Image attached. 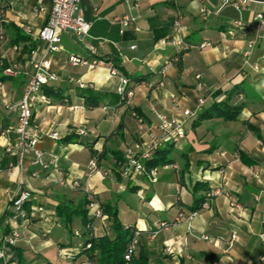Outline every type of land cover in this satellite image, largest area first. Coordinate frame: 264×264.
<instances>
[{"label": "crops", "instance_id": "crops-1", "mask_svg": "<svg viewBox=\"0 0 264 264\" xmlns=\"http://www.w3.org/2000/svg\"><path fill=\"white\" fill-rule=\"evenodd\" d=\"M233 1L80 0L96 55L89 58L77 37L63 32L61 52L49 57L58 80L37 95L31 124L38 148L57 156L59 168L40 171L29 158L16 167L5 147L15 138L17 105L31 74L23 48L33 44L44 52L37 34L51 0H0L4 8L0 60L19 71L0 82V241L7 235L3 220L11 213V199L21 180L33 193L27 207L43 208L33 217L11 221L19 232L15 246L22 251L24 264H94L89 251L76 248L80 239L73 233L83 229L80 219L73 218L69 230L56 212L59 205H80L85 191L115 207L123 227L139 230L134 256L143 252L147 264H264V30L254 22L261 0L239 2L238 12L229 5ZM41 8L43 12H34ZM125 18L132 19L128 28L121 26ZM237 20L243 26H235ZM176 21L191 44L182 55L180 72L177 66L165 65L172 53L165 39L173 36ZM22 36L26 40L13 43ZM202 43L208 46L200 49ZM71 55L85 59L87 65H69ZM94 59L112 64L131 81L134 96L129 105L117 98L118 79L109 76L107 65H92ZM69 78L87 87L78 89ZM196 83L218 91L215 100L240 105L238 118L200 123L189 118L183 139L166 146L169 167H154L153 180L148 175L122 178L125 150L142 152L152 137L160 136L157 113L196 111ZM88 90L98 96L97 108L85 105L83 91ZM212 102L208 98L202 110ZM133 111L142 118L140 125L132 118ZM49 133H56L58 140L49 139ZM93 158L95 170L88 169ZM33 170L36 178L30 176ZM74 180L80 189L70 187ZM213 190L222 193L209 201L208 209L192 212L204 201L205 192ZM234 203L239 210L231 208ZM91 224L97 237H113L105 216ZM70 237L75 238L72 245ZM60 251L73 257H63Z\"/></svg>", "mask_w": 264, "mask_h": 264}, {"label": "built area", "instance_id": "built-area-1", "mask_svg": "<svg viewBox=\"0 0 264 264\" xmlns=\"http://www.w3.org/2000/svg\"><path fill=\"white\" fill-rule=\"evenodd\" d=\"M174 1V0H160ZM245 0H234L229 5L235 11H239V2ZM80 0H51L50 8L47 12V17L44 26L38 31L37 40L42 42L45 46L44 52H40L37 49L30 51L26 59V66L31 69V74H29V80L23 88L20 101L17 105V121L13 129L14 140L7 144L5 147V153L14 157L16 159V167H21L24 161L29 158L30 165L40 171L57 170L59 168L57 156L53 153H48L40 150L38 148L39 138L32 130V108L34 103L37 101V95L40 93L41 89L48 86L50 83L58 80L57 74L51 71V61L50 55L57 54L61 52L62 47L60 45V35L63 32H70L77 37L79 43H81L89 58H93L96 55V48L88 40V31L90 30L91 24L87 22L81 13L79 8ZM227 4V2H225ZM261 11L254 17V22L259 30H264V0L260 1ZM44 9H34V12H43ZM0 18V39L3 37V28L1 25ZM132 24V19L125 18L121 22L122 28H128ZM235 26H243L240 21L234 22ZM174 34L166 40L168 45L172 49V53L168 55L165 65L175 66L179 61H181L182 55L191 49V44L186 41L183 28L180 26L179 22L173 23ZM231 34V32H229ZM208 46L207 43H202L199 48L202 49ZM253 44L249 43L248 47L252 48ZM133 49V47H131ZM17 51V48L14 47ZM68 64L74 67L85 66L87 61L75 55L69 56ZM0 61V66H2ZM92 65L103 66L107 65V70L111 78H117L118 84L116 86L115 92L120 99V102L129 105L130 100L134 96V88L131 81L125 76L121 75L119 71L109 63H105L101 60H93ZM19 74L18 68L15 65H9L3 69V75L8 77H16ZM199 79V76L196 77ZM68 82L75 85L78 89H85L87 86L79 80H74L72 78L68 79ZM195 91L198 94L197 99V109L196 111H183L180 115L167 116L164 114L157 113L158 119V131L159 137H152V139L144 145L142 152H138L136 148H127L124 154V160L121 164V177L125 180H130L133 178L141 177L143 174L148 175L152 180L155 179L156 171L154 168L144 171L142 167V162L144 160L150 159L152 153L157 149L162 148L176 143L183 139L185 136V124L189 118H195L198 111L206 105L209 95L212 91H208L204 88L202 83H196ZM6 107L8 105L6 104ZM77 109V108H75ZM132 118L137 122V124L142 123V118L133 111L131 113ZM82 134V131L78 132ZM47 137L56 142L58 140V135L56 133H49ZM169 167V166H167ZM95 170L96 159L93 158L89 161V168ZM107 173H103L102 176L106 177ZM32 178L38 176V172L33 170L30 174ZM20 190L11 199V212L16 213L15 216L7 218L5 225L9 227V234L5 235L0 242V261L7 263L9 259V248L14 246L19 238V232L16 227L11 225V221L17 220V214L21 218H24L25 213L23 210V205L30 203L33 200V193L23 188V181L20 182ZM61 186L65 184L64 181L59 183ZM71 188L80 189V184L78 181L74 180L70 183ZM220 190L207 191L204 194V201L202 202L201 210L208 209L209 201L216 195L221 194ZM89 204L87 210H89L90 222L86 223V231L90 233L93 237H97L96 228L91 224L94 220H102L104 216L102 214L101 203L95 197V194L89 191H85ZM231 208L239 210L240 207L237 204H231ZM30 212L42 213V207L29 206ZM161 224V227H164ZM133 231V238L127 245L126 252L124 254V260L130 262L134 256L139 239V230L132 226H126ZM77 235V232L74 233ZM203 240H208V237H203ZM234 240V236L229 240V245H231ZM87 248L89 245L86 246ZM167 253H171V249L166 248ZM63 257H70V254L65 251H60L59 253ZM264 261V258H262Z\"/></svg>", "mask_w": 264, "mask_h": 264}, {"label": "trees", "instance_id": "trees-1", "mask_svg": "<svg viewBox=\"0 0 264 264\" xmlns=\"http://www.w3.org/2000/svg\"><path fill=\"white\" fill-rule=\"evenodd\" d=\"M3 6L0 2V18L2 20V15H3ZM2 25V21H1ZM21 35V34H19ZM159 37H155V40H158ZM26 40V37L22 36V38L15 40L13 43H19L21 41ZM34 49L33 44L29 45L28 47L23 48V52L29 55L30 51ZM27 55V56H28ZM2 66H0V82L6 80L8 76L3 75V69L7 67L8 65L3 61ZM180 63L179 61L175 66H177L176 69L180 72ZM84 94V102L87 107L90 108H97L99 103H98V96L95 94L91 93L90 90L88 91H83ZM220 94L218 91L212 92L211 95H209V98L213 99L212 104L210 107H208L205 110H202L203 107L198 111L196 114L194 121L197 123H200L202 121H206L209 119H216V118H221L223 120L227 121H233L236 120L240 114L241 111V106L236 105L232 106L228 103L227 100L224 101H217L215 100ZM118 100L120 101L119 97L117 96ZM123 104V103H122ZM169 150L166 149L165 147L157 149L154 153H152L150 159L144 160L142 162V167H144V171H148L154 167L157 166H168L171 164V160L169 159ZM93 155H95V152H92ZM96 157V156H94ZM121 164L123 163V160ZM121 174V171H120ZM146 174H143L144 176ZM121 176V175H120ZM199 186L198 184L195 185V188ZM83 201L80 205L77 207H71L69 205H59L56 209V212L59 214V217L63 220V225L65 227L69 228L71 226V221L73 218H79L83 229L80 231H75L77 232V235L74 236L79 238L80 241L78 245L76 246L77 249L83 250V251H89V260L90 262L94 264H147V256L143 253L140 252L137 257L133 256L130 262H126L124 260V254L126 252L127 245L130 243V241L133 238V231L129 228L123 227L118 219V211L115 209V207H111L109 205L104 204L101 202L97 196V200L100 201L101 203V209H102V214L107 218V221L110 222L112 232H113V237H106V236H101V237H93L88 233L85 229L86 223L90 222V215H89V210H87V206L89 204V201L87 199V195L84 193L83 196ZM31 203V201H30ZM30 203L24 204L23 205V210L25 213L24 218H21L17 214V219L22 220V219H27L30 217H33L35 214L39 213H33L30 212L29 207H27ZM201 205V204H200ZM195 206L191 208L192 212H197L201 209V206ZM7 214V213H6ZM5 214V218H10L16 215V213H8L7 215ZM3 220V228L6 231V234H9L10 229L7 228V226L4 224ZM1 242V241H0ZM16 245V244H15ZM10 246L8 254L11 255L9 257L7 263L10 262H15L16 264H24V259H23V254L22 251L16 246ZM89 245L87 248L86 246ZM135 255V254H134ZM70 257H73V254H70ZM1 263V261H0Z\"/></svg>", "mask_w": 264, "mask_h": 264}, {"label": "rangeland", "instance_id": "rangeland-1", "mask_svg": "<svg viewBox=\"0 0 264 264\" xmlns=\"http://www.w3.org/2000/svg\"><path fill=\"white\" fill-rule=\"evenodd\" d=\"M71 245L74 244L75 238L70 237Z\"/></svg>", "mask_w": 264, "mask_h": 264}]
</instances>
